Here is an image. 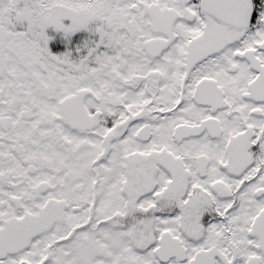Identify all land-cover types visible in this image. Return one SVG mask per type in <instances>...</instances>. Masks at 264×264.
Wrapping results in <instances>:
<instances>
[{
  "label": "snow or ice",
  "instance_id": "obj_1",
  "mask_svg": "<svg viewBox=\"0 0 264 264\" xmlns=\"http://www.w3.org/2000/svg\"><path fill=\"white\" fill-rule=\"evenodd\" d=\"M0 264H264V0H0Z\"/></svg>",
  "mask_w": 264,
  "mask_h": 264
}]
</instances>
